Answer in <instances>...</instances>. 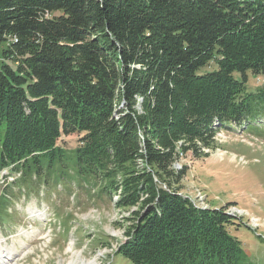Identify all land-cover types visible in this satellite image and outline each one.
Returning <instances> with one entry per match:
<instances>
[{"label":"trees","instance_id":"trees-1","mask_svg":"<svg viewBox=\"0 0 264 264\" xmlns=\"http://www.w3.org/2000/svg\"><path fill=\"white\" fill-rule=\"evenodd\" d=\"M247 73L264 75V0H0V172L120 185V206L142 203L133 264H253L232 217L156 184L174 189L177 141L199 154L222 126L258 125Z\"/></svg>","mask_w":264,"mask_h":264},{"label":"rangeland","instance_id":"rangeland-1","mask_svg":"<svg viewBox=\"0 0 264 264\" xmlns=\"http://www.w3.org/2000/svg\"><path fill=\"white\" fill-rule=\"evenodd\" d=\"M214 69L216 64L210 61L200 71ZM263 83L264 75L247 73L248 91H256ZM188 95L183 93L177 101L178 109ZM118 107L115 118L120 116ZM255 120L258 125L252 129L222 126L199 154L181 149L177 141L170 166L174 189L159 181L156 184L165 191L176 190L199 209L222 210L232 217L229 233L242 242L253 264H264V116ZM78 137L77 133L62 135L58 144L73 148ZM6 173L0 174V180ZM85 180L86 188L75 181L47 188L37 180L24 185L17 182L14 189L4 186L11 196L4 203V213L0 207L4 264H133L121 248L131 239L142 203L120 206V185L110 194L96 180Z\"/></svg>","mask_w":264,"mask_h":264},{"label":"bare ground","instance_id":"bare-ground-1","mask_svg":"<svg viewBox=\"0 0 264 264\" xmlns=\"http://www.w3.org/2000/svg\"><path fill=\"white\" fill-rule=\"evenodd\" d=\"M0 262H1L2 264H4V263L6 262V260L0 257ZM91 262H93V261H91ZM1 263H0V264H1Z\"/></svg>","mask_w":264,"mask_h":264}]
</instances>
